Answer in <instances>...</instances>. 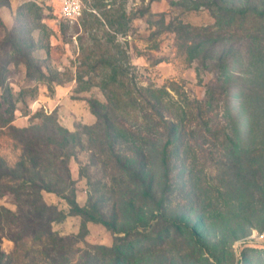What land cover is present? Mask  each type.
I'll use <instances>...</instances> for the list:
<instances>
[{
  "label": "rangeland",
  "instance_id": "374dc122",
  "mask_svg": "<svg viewBox=\"0 0 264 264\" xmlns=\"http://www.w3.org/2000/svg\"><path fill=\"white\" fill-rule=\"evenodd\" d=\"M84 3L72 22L59 0H0V170L42 181L64 238L16 241L3 220L0 264H264V0ZM121 65L177 129L168 171L164 129L122 112ZM133 149L144 183L114 155ZM0 206L18 201L7 191Z\"/></svg>",
  "mask_w": 264,
  "mask_h": 264
},
{
  "label": "trees",
  "instance_id": "16d2710c",
  "mask_svg": "<svg viewBox=\"0 0 264 264\" xmlns=\"http://www.w3.org/2000/svg\"><path fill=\"white\" fill-rule=\"evenodd\" d=\"M217 47L218 43L214 44L212 48L215 50ZM223 57L224 56L220 55V58L217 60L224 63ZM113 69L115 70V74H113L111 77L112 85L126 87L122 94H116V97L123 108L122 112L127 115L129 119L140 118L143 120V122L153 123L154 127L159 126L161 129H164L167 140L164 143L159 156L161 163L165 167V170L168 171L170 168L168 150L172 146L173 140L176 136V127L173 128L171 123L161 114L159 111L160 108H157L158 106L155 100L151 99V97L146 93L139 92V90H133L130 83L131 79L127 75L128 72H126L124 66L121 65L117 68L114 67ZM116 69L120 70V72H117ZM138 92L140 93V96L136 95ZM215 93L216 88L210 96L212 104L214 101L217 102V98L214 96ZM144 103L149 104V107L143 106ZM115 108H118V106H115ZM93 112L96 113L99 118L102 117L98 110L93 108ZM122 123L124 124V122ZM107 128L110 130L109 122H107ZM41 142L42 141L38 138V136H30V138L24 140V142L21 139V143L23 144L25 150L24 155H28L29 163H32V161L35 163L37 160L34 155H31V153L32 151H36L37 153L41 152V147H43ZM134 153L136 156H134ZM114 155L116 156L118 162H120L122 171L127 172L132 180L138 182V184L144 183L145 180L143 179V172L145 170L144 161L146 157L144 150H142L140 153L138 149H133L131 154H128L127 157H121L117 153H114ZM31 165L32 167H35L36 163ZM8 177H11L13 180L19 181L21 183L16 186L8 187L4 182L8 179ZM37 178V176H28L26 174L18 175L7 170L0 172V195L6 193L7 191H11L18 201V210L15 212L0 206V222L4 220L7 223H11V225L15 227L13 230L14 232L11 233V236L16 241L22 240L29 236L38 240L45 239L48 242L60 240V243H62L64 238L55 235L52 229V223L59 219V212L52 205H48L45 201H43L41 192L46 186L41 184L42 181H39L38 183ZM144 194L147 196L150 195L146 189ZM75 211L89 221L102 223L113 231H117L115 220L113 219L107 220L102 214L97 215L94 212L91 213L85 208L76 207ZM174 224L179 225L177 223ZM157 242L163 244L164 240L161 238H156L154 243Z\"/></svg>",
  "mask_w": 264,
  "mask_h": 264
},
{
  "label": "built area",
  "instance_id": "2783aa9c",
  "mask_svg": "<svg viewBox=\"0 0 264 264\" xmlns=\"http://www.w3.org/2000/svg\"><path fill=\"white\" fill-rule=\"evenodd\" d=\"M60 9L57 15L69 21H78L84 14V0H59Z\"/></svg>",
  "mask_w": 264,
  "mask_h": 264
}]
</instances>
